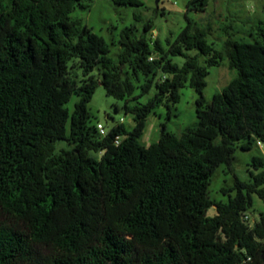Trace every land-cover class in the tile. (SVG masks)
Instances as JSON below:
<instances>
[{
    "label": "trees",
    "instance_id": "16d2710c",
    "mask_svg": "<svg viewBox=\"0 0 264 264\" xmlns=\"http://www.w3.org/2000/svg\"><path fill=\"white\" fill-rule=\"evenodd\" d=\"M93 1L0 0V264H264V217L253 227L245 220L252 196L264 199V171H250L251 183L235 178L223 189L226 203L209 195L237 144L249 151L264 143V25L259 41L229 39L217 52L188 15L210 0H191L188 24L168 49L147 37L152 25L141 37L131 27L114 64L106 40L72 17ZM201 57L209 67L225 57L237 71L210 103ZM135 82L140 96L155 88L147 103L131 105ZM187 82L199 94L197 124L180 135L165 127L157 143L143 145L148 117L166 107L170 118ZM99 85L125 102L132 131L117 124L102 136L91 123ZM62 141L71 148L56 152ZM251 166L264 169V158Z\"/></svg>",
    "mask_w": 264,
    "mask_h": 264
},
{
    "label": "rangeland",
    "instance_id": "374dc122",
    "mask_svg": "<svg viewBox=\"0 0 264 264\" xmlns=\"http://www.w3.org/2000/svg\"><path fill=\"white\" fill-rule=\"evenodd\" d=\"M141 7L119 6L113 0H94L88 10L77 9L72 17L80 19L83 25L103 37L110 46V58L114 64H118L122 52L120 45L121 34L124 30L134 27L137 35L141 37L145 33V26L152 25L153 31L147 35L151 40L158 39L165 49L168 44L173 43L179 34L185 29L187 21V5L191 0H140ZM193 31H203L208 43L217 52H224V43L231 39L234 41L254 43L260 39V28L264 25V0H210L204 12H190ZM198 52H187L188 56H195ZM207 58L201 57L200 64L208 69L206 78L207 86L204 96L210 103L215 94L223 92L229 84L237 77V71L231 70L227 58L219 66L209 67ZM172 61L183 66L184 57H172ZM125 70H127L125 68ZM94 74L101 80L100 69L96 68ZM75 75L78 81L83 79L81 68L76 69ZM134 96L138 97L131 101V105L147 103L156 93L153 88L148 94L140 96L142 89L139 82H135ZM199 94L191 88L187 82L180 89V101L171 106V116L166 107L159 108L156 113L150 115L147 127L141 142L150 146L160 140L161 134L166 127L168 132L180 135L187 128L195 126L198 122L196 116L197 100ZM79 97L73 95L67 108L72 114ZM125 102L108 96L103 85H99L92 101L89 104V113L93 125L102 124L109 132L115 125L123 124L128 131H132L136 125L134 117L126 114L123 108ZM242 143L236 145V152L232 167L221 164L212 177L209 186V195L217 203H226L228 195H224L223 189L235 187V178L243 182L251 183L250 171L260 173L264 169L256 171L252 166L255 156L264 158V143L261 146L254 145L252 150L242 149ZM56 152L70 149L67 142H58L55 145ZM92 157H99L91 153ZM264 189V186L262 187ZM231 195L234 197L236 191ZM253 206L246 212L250 218V226H254L264 217V199L258 194L252 196ZM217 215L216 207L208 212V217Z\"/></svg>",
    "mask_w": 264,
    "mask_h": 264
},
{
    "label": "built area",
    "instance_id": "2783aa9c",
    "mask_svg": "<svg viewBox=\"0 0 264 264\" xmlns=\"http://www.w3.org/2000/svg\"><path fill=\"white\" fill-rule=\"evenodd\" d=\"M97 128H98V130H99V132H100V134H101L102 136L107 135V132H106V130H105V128H104V126H103L102 124H98ZM117 143H118V141H117ZM258 145L260 146L261 143H258ZM245 220H246L247 222H249V221H250V218H249L248 216H246V217H245Z\"/></svg>",
    "mask_w": 264,
    "mask_h": 264
},
{
    "label": "water",
    "instance_id": "95a60500",
    "mask_svg": "<svg viewBox=\"0 0 264 264\" xmlns=\"http://www.w3.org/2000/svg\"><path fill=\"white\" fill-rule=\"evenodd\" d=\"M157 3H159V0H157Z\"/></svg>",
    "mask_w": 264,
    "mask_h": 264
},
{
    "label": "crops",
    "instance_id": "0c3cea01",
    "mask_svg": "<svg viewBox=\"0 0 264 264\" xmlns=\"http://www.w3.org/2000/svg\"><path fill=\"white\" fill-rule=\"evenodd\" d=\"M261 146V145H260Z\"/></svg>",
    "mask_w": 264,
    "mask_h": 264
}]
</instances>
